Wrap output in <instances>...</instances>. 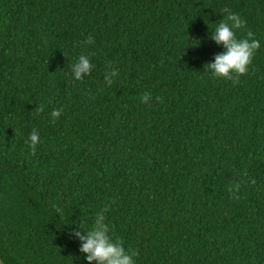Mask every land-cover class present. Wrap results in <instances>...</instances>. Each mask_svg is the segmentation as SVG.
Segmentation results:
<instances>
[{
  "label": "trees",
  "instance_id": "16d2710c",
  "mask_svg": "<svg viewBox=\"0 0 264 264\" xmlns=\"http://www.w3.org/2000/svg\"><path fill=\"white\" fill-rule=\"evenodd\" d=\"M226 8L260 41L238 84L205 71ZM101 212L135 264H264V0H0V256L88 264Z\"/></svg>",
  "mask_w": 264,
  "mask_h": 264
},
{
  "label": "clouds",
  "instance_id": "9594fccd",
  "mask_svg": "<svg viewBox=\"0 0 264 264\" xmlns=\"http://www.w3.org/2000/svg\"><path fill=\"white\" fill-rule=\"evenodd\" d=\"M227 17L217 25L210 38L217 44L223 45L224 51L215 55V61L206 63L205 71L211 70L214 77L231 80L234 84L240 82L241 76L248 74L249 66L252 63L256 51L260 48V41L254 37V33L247 32L246 38H237L236 30L245 27V20L239 14L231 12L229 9H224ZM86 44L94 43V38L89 35L84 41ZM109 67H111L109 65ZM71 71L76 80L83 79L92 71V64L86 55H80L77 62L71 66ZM112 75H119L115 68H112L111 73L105 74V82L110 86L113 83ZM151 93L145 92L141 96L142 103H149ZM159 100V97H156ZM37 111H43V106H39ZM63 109H53L51 115L54 119H58L62 114ZM40 142L39 133L34 128L25 141L29 145V153L31 156L36 155V145ZM245 175H247L245 173ZM251 183L255 184L253 179ZM241 183H235L229 188V192L233 194V198L239 199V189ZM57 213H62V209L53 204ZM82 229V230H81ZM110 227L105 222L103 212L97 214L94 224L90 229H85L82 224L78 229L73 230L70 234L81 241L80 252L85 255L88 264L93 261L96 264H135L134 257L138 256L137 251L126 250L123 241L113 239L109 234Z\"/></svg>",
  "mask_w": 264,
  "mask_h": 264
},
{
  "label": "water",
  "instance_id": "95a60500",
  "mask_svg": "<svg viewBox=\"0 0 264 264\" xmlns=\"http://www.w3.org/2000/svg\"><path fill=\"white\" fill-rule=\"evenodd\" d=\"M0 264H5L1 256H0Z\"/></svg>",
  "mask_w": 264,
  "mask_h": 264
}]
</instances>
